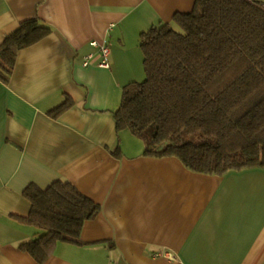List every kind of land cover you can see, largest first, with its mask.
Returning a JSON list of instances; mask_svg holds the SVG:
<instances>
[{"label":"crops","instance_id":"crops-1","mask_svg":"<svg viewBox=\"0 0 264 264\" xmlns=\"http://www.w3.org/2000/svg\"><path fill=\"white\" fill-rule=\"evenodd\" d=\"M194 3L0 0V46L27 18L51 27L0 77V264H264V167L195 172L116 129L123 87L141 74L140 34ZM93 41L109 46V68ZM59 179L100 210L82 243L59 241L39 262L21 246L43 233L21 220L31 211L23 191Z\"/></svg>","mask_w":264,"mask_h":264},{"label":"trees","instance_id":"trees-1","mask_svg":"<svg viewBox=\"0 0 264 264\" xmlns=\"http://www.w3.org/2000/svg\"><path fill=\"white\" fill-rule=\"evenodd\" d=\"M51 32L38 16L22 20L0 46V77L8 82L20 50ZM145 79L124 85L117 132L154 126L145 155L176 156L190 170L223 174L264 167V5L257 0H195L188 12L140 34ZM67 98L49 111L57 117ZM152 145V146H151ZM121 155L120 146L114 151ZM21 218L43 231L22 248L43 262L59 241L82 243L84 223L100 205L68 180L23 191Z\"/></svg>","mask_w":264,"mask_h":264},{"label":"rangeland","instance_id":"rangeland-1","mask_svg":"<svg viewBox=\"0 0 264 264\" xmlns=\"http://www.w3.org/2000/svg\"><path fill=\"white\" fill-rule=\"evenodd\" d=\"M140 73H141L140 74V77L136 80V81H139V82L140 81H143L145 79V71H144L143 63L140 65ZM126 130H127V132H130L128 129H126ZM153 131H154V126H150L142 134L134 135V138H137V139L139 138V140H141L142 142H144V144L147 146L149 144V142L152 144V142H151L152 141L151 135H152ZM124 141H126V144L127 145H129V146L131 145L129 140L124 139Z\"/></svg>","mask_w":264,"mask_h":264},{"label":"built area","instance_id":"built-area-1","mask_svg":"<svg viewBox=\"0 0 264 264\" xmlns=\"http://www.w3.org/2000/svg\"><path fill=\"white\" fill-rule=\"evenodd\" d=\"M93 45L100 47L101 54L103 56V61L100 63L101 66L109 68V63L107 61V56L110 52V48L107 44H100L97 41L92 42ZM89 57H92V54L89 55ZM85 64H88V61L85 62Z\"/></svg>","mask_w":264,"mask_h":264}]
</instances>
